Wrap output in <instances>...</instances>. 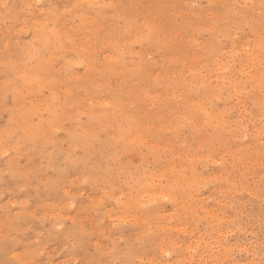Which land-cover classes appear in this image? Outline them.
<instances>
[{
    "label": "rangeland",
    "instance_id": "obj_1",
    "mask_svg": "<svg viewBox=\"0 0 264 264\" xmlns=\"http://www.w3.org/2000/svg\"><path fill=\"white\" fill-rule=\"evenodd\" d=\"M0 264H264V0H0Z\"/></svg>",
    "mask_w": 264,
    "mask_h": 264
},
{
    "label": "bare ground",
    "instance_id": "obj_2",
    "mask_svg": "<svg viewBox=\"0 0 264 264\" xmlns=\"http://www.w3.org/2000/svg\"><path fill=\"white\" fill-rule=\"evenodd\" d=\"M215 2V1H214ZM235 6V5H234ZM234 8V7H233ZM243 11V10H242ZM216 12V11H215ZM104 14V13H103ZM151 17V16H150ZM100 29V28H99ZM120 34V33H119ZM178 34V33H177ZM181 34H182V32H181ZM261 35V34H260ZM82 44V43H81ZM73 46V45H72ZM246 47V46H245ZM248 50V49H247ZM110 59V58H109ZM195 59H196V56H195ZM204 60V59H203ZM203 64H204V62H203ZM187 68V67H186ZM44 80V79H43ZM105 103V102H104ZM193 103V102H192ZM193 105H194V103H193ZM195 106V105H194ZM181 109V108H180ZM179 110V109H178ZM239 164V163H238ZM174 167V166H173ZM185 179V178H184ZM180 192V191H179ZM144 194V193H143ZM181 194H182V192H181ZM172 196V195H171ZM141 206V205H140ZM186 206V205H185ZM161 226V225H160Z\"/></svg>",
    "mask_w": 264,
    "mask_h": 264
}]
</instances>
